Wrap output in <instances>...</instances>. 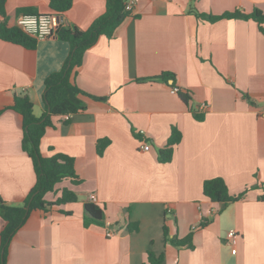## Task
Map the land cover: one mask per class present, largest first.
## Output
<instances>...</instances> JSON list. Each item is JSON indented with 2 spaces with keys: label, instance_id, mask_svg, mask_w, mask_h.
<instances>
[{
  "label": "crops",
  "instance_id": "0c3cea01",
  "mask_svg": "<svg viewBox=\"0 0 264 264\" xmlns=\"http://www.w3.org/2000/svg\"><path fill=\"white\" fill-rule=\"evenodd\" d=\"M106 7L107 0H73L60 15L85 30ZM255 8L264 13V0H139L113 38L101 35L87 49L71 80L106 100L83 97L87 109L53 117L41 140L44 156L75 157L82 179L57 183L45 198L56 201L69 189L77 200L33 210L6 264H149V250L164 252L163 264H264V33L254 19L211 22L196 14ZM4 9L0 23L11 26L25 13L56 12L50 0H6ZM70 52L58 36L34 48L0 38V197L10 205H22L37 181L15 95L28 94L42 116L45 80ZM162 72L175 76L151 79ZM174 126L182 139L172 160L160 162ZM103 138L110 142L99 154ZM144 140L149 150L141 149ZM217 176L232 195H245L227 205L210 200L204 181ZM92 195L104 225H85ZM4 225L0 216V233ZM164 225L171 238L192 234L193 246L167 243ZM231 229L239 232L236 252Z\"/></svg>",
  "mask_w": 264,
  "mask_h": 264
},
{
  "label": "trees",
  "instance_id": "16d2710c",
  "mask_svg": "<svg viewBox=\"0 0 264 264\" xmlns=\"http://www.w3.org/2000/svg\"><path fill=\"white\" fill-rule=\"evenodd\" d=\"M5 2L6 0H0V14L3 16H6L4 9ZM125 3L126 0H107L105 13L96 18L88 29L83 30L76 26L65 24L59 27L58 37L69 43L71 52L63 66L59 70L51 73L45 80L43 99L46 111L42 116L37 117L35 115L33 103L28 94L18 93L15 95L13 108L23 116L24 135L22 147L32 158L37 174V181L22 205H10L0 197V216L5 220V225L0 233V264H6L9 245L16 232L25 224L33 210H48L52 207L61 206L77 200L76 193L69 189H64L63 195L56 201H49L45 198L46 193L53 191L57 183L65 179H70L78 183L82 179L75 169V157L63 152H56L51 156H44L41 152V140L47 127L51 125L53 117L63 116L65 114L72 115L87 109L88 105L83 97H89L94 100H106L107 97L93 95L81 89L75 81L71 80V74L76 72L77 68L82 65L85 52L97 42L101 35H106L109 39L114 37L119 25L130 15V12L125 10ZM72 5L73 0H50V7L60 14L68 10ZM196 14L211 22L225 18L254 19L259 23V27L264 33V13L258 8H255L249 13L236 9L220 15L197 12ZM0 38L21 44L27 48L36 47L38 42L37 39L25 33L17 25H9L6 18L0 23ZM174 76L175 74L172 72H162L151 79L167 81L169 78H174ZM180 95L186 102L191 98L190 94L186 92H180ZM197 118L202 119V116L197 115ZM181 139V131L174 126L168 138L167 145L159 151L160 162L165 163L172 160L175 148ZM109 142L110 140L107 138L99 140L97 148L99 154L104 152ZM203 192L213 202H221L225 205L239 200L246 193V191H243L239 195H232L225 179L220 176L206 179L203 185ZM261 198L264 200V194L261 195ZM63 212L65 214L73 213L69 210ZM104 222V209L91 200L86 201L85 225L89 226L93 223L104 225ZM133 228L137 229L138 226ZM164 234L167 243L193 246L191 243L192 234L185 239L171 238L167 225H164ZM164 260V252L157 254L152 250L148 251L149 264H163Z\"/></svg>",
  "mask_w": 264,
  "mask_h": 264
},
{
  "label": "built area",
  "instance_id": "2783aa9c",
  "mask_svg": "<svg viewBox=\"0 0 264 264\" xmlns=\"http://www.w3.org/2000/svg\"><path fill=\"white\" fill-rule=\"evenodd\" d=\"M139 0H127L125 3V10L132 12ZM63 24V19L60 13H25L18 17L17 26L20 27L25 33L31 37L39 40H43L50 37L58 36V29ZM173 93H178L180 88L176 85L171 87ZM65 118H69L70 114H65ZM264 117V113L262 114ZM142 150H149L150 144L145 140L141 143ZM90 200L93 202L97 201V197L92 195ZM214 209H210L209 212H213ZM107 235H113V231L108 230ZM227 238L233 247V251H237V244L239 240V232L236 229H231Z\"/></svg>",
  "mask_w": 264,
  "mask_h": 264
}]
</instances>
